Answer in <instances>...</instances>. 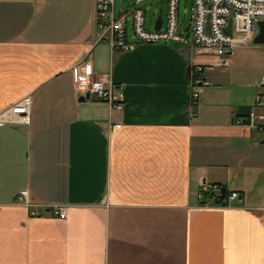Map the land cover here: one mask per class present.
<instances>
[{
  "label": "crops",
  "instance_id": "obj_1",
  "mask_svg": "<svg viewBox=\"0 0 264 264\" xmlns=\"http://www.w3.org/2000/svg\"><path fill=\"white\" fill-rule=\"evenodd\" d=\"M126 39L132 50L111 49L94 0H0V110L31 97L29 122L0 126V264H264V131L233 122L264 115V44L238 43L219 66L137 42L127 23ZM84 61L123 93L121 110L80 100ZM194 63L210 84L192 111ZM203 182L238 198L200 204ZM23 189L66 217L30 216Z\"/></svg>",
  "mask_w": 264,
  "mask_h": 264
},
{
  "label": "built area",
  "instance_id": "obj_2",
  "mask_svg": "<svg viewBox=\"0 0 264 264\" xmlns=\"http://www.w3.org/2000/svg\"><path fill=\"white\" fill-rule=\"evenodd\" d=\"M114 0H94L97 26L102 31L103 39L111 49L132 50L134 43L126 39V23L131 22L132 38L141 43H177L190 45L198 52L215 58L216 65L225 66L227 58L234 45L251 42L258 32L257 21L264 20V0H191V15L187 31L179 27V0H166L165 17L160 28L146 29L144 9L134 5L122 14H116ZM229 20L231 22L229 23ZM186 34H188L186 36ZM190 73V96L192 100L200 98L202 88L208 84L204 76V65L194 63ZM90 68V71L87 69ZM74 84L79 95L95 96L107 103L111 108L121 110L124 96L108 80L95 77L91 65L84 61L73 67ZM264 85V77L261 78ZM264 96L256 95V107L262 106ZM31 97L25 95L14 103L0 110V126L11 122H29ZM257 119H264L263 114L249 111L245 117L237 116L233 122L247 125L258 132L264 131ZM119 125H113L118 127ZM221 186L203 182L197 190V198L206 205L220 199ZM226 203L238 198L237 192L226 193ZM17 200L26 207H34L29 211L30 216L41 214L39 208L48 207L53 216L64 219L66 206L52 204L50 206L32 204L28 200V191L19 192ZM222 200V199H221ZM215 203V202H214Z\"/></svg>",
  "mask_w": 264,
  "mask_h": 264
},
{
  "label": "rangeland",
  "instance_id": "obj_3",
  "mask_svg": "<svg viewBox=\"0 0 264 264\" xmlns=\"http://www.w3.org/2000/svg\"><path fill=\"white\" fill-rule=\"evenodd\" d=\"M136 1L137 0H114L113 7H114L115 13L118 15V14H122V13L126 12L128 9L131 8L133 3H136ZM138 5L144 9V12H145V24H144V26L146 29H152L154 27V23H155V20H156L158 15H161V17L163 19L165 17L166 0H142L141 2L138 3ZM191 6H192L191 0H179L178 20H179L180 29L185 28V26L187 24H189L190 15H191ZM230 22H231V20H229V23ZM127 28H128V32L130 33L131 32V22L129 20H127ZM188 46H190V45H188ZM206 81L208 82V84L206 86H208L210 84V82L207 79H206ZM206 86H204L203 88H205ZM261 86H264V85H261ZM203 88H202V90H203ZM201 94H202V91H201ZM257 95H259V94H257ZM260 95L264 96V94H260ZM198 100H199V98L192 100V98L190 96V106H191L192 111H194L195 105L198 103ZM214 202H215V200H214ZM214 202L210 205H216ZM199 203L204 204L201 201H199ZM204 205H206V204H204Z\"/></svg>",
  "mask_w": 264,
  "mask_h": 264
},
{
  "label": "water",
  "instance_id": "obj_4",
  "mask_svg": "<svg viewBox=\"0 0 264 264\" xmlns=\"http://www.w3.org/2000/svg\"><path fill=\"white\" fill-rule=\"evenodd\" d=\"M142 0H137V3L141 2ZM162 23V17L161 15H158L156 20H155V24H154V29H158L160 28ZM257 27H258V32L255 34V36L252 39V43L253 44H258V45H262L264 44V20H260L257 21ZM189 28L188 24L185 26L184 30L187 31ZM188 34H186L187 36ZM89 94L86 93L85 95H81L80 96V100L82 101L84 98H88ZM226 194V188L225 187H221V194L219 196L220 199H223L224 196Z\"/></svg>",
  "mask_w": 264,
  "mask_h": 264
},
{
  "label": "trees",
  "instance_id": "obj_5",
  "mask_svg": "<svg viewBox=\"0 0 264 264\" xmlns=\"http://www.w3.org/2000/svg\"><path fill=\"white\" fill-rule=\"evenodd\" d=\"M249 110L250 109H247V110H242L241 112H239L238 113V115L237 116H243V117H245V116H247L248 114H249ZM226 193L228 194L229 192H227L226 191ZM215 204H226V198L225 199H215Z\"/></svg>",
  "mask_w": 264,
  "mask_h": 264
},
{
  "label": "clouds",
  "instance_id": "obj_6",
  "mask_svg": "<svg viewBox=\"0 0 264 264\" xmlns=\"http://www.w3.org/2000/svg\"><path fill=\"white\" fill-rule=\"evenodd\" d=\"M88 71H90V68L89 69H87Z\"/></svg>",
  "mask_w": 264,
  "mask_h": 264
}]
</instances>
